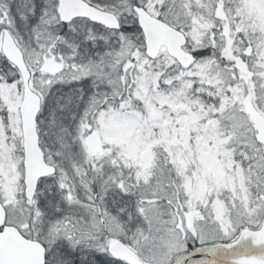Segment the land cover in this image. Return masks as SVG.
Returning a JSON list of instances; mask_svg holds the SVG:
<instances>
[{"label": "snow or ice", "instance_id": "snow-or-ice-1", "mask_svg": "<svg viewBox=\"0 0 264 264\" xmlns=\"http://www.w3.org/2000/svg\"><path fill=\"white\" fill-rule=\"evenodd\" d=\"M0 264H264V0H0Z\"/></svg>", "mask_w": 264, "mask_h": 264}]
</instances>
